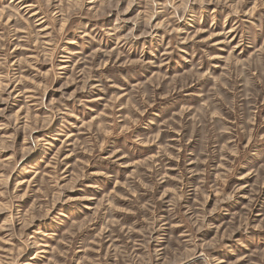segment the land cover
<instances>
[{"label":"rangeland","instance_id":"1","mask_svg":"<svg viewBox=\"0 0 264 264\" xmlns=\"http://www.w3.org/2000/svg\"><path fill=\"white\" fill-rule=\"evenodd\" d=\"M0 264H264V0H0Z\"/></svg>","mask_w":264,"mask_h":264}]
</instances>
